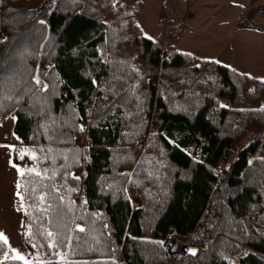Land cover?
<instances>
[{"label": "trees", "instance_id": "trees-1", "mask_svg": "<svg viewBox=\"0 0 264 264\" xmlns=\"http://www.w3.org/2000/svg\"><path fill=\"white\" fill-rule=\"evenodd\" d=\"M161 6L148 39L140 1L0 0V122L15 117L31 264H264V80L177 49L186 1ZM12 256L0 240V264H24Z\"/></svg>", "mask_w": 264, "mask_h": 264}, {"label": "crops", "instance_id": "crops-1", "mask_svg": "<svg viewBox=\"0 0 264 264\" xmlns=\"http://www.w3.org/2000/svg\"><path fill=\"white\" fill-rule=\"evenodd\" d=\"M127 5L143 3L138 25L146 37L158 35L156 21L163 16L162 0H120ZM183 23L186 29L176 42L177 49L200 58L216 60L239 72L264 80V24L239 28L249 0H185ZM257 15V14H256ZM255 15V17H256ZM264 16V14H262ZM254 17V18H255ZM13 118L0 122V232L14 248L21 245L19 233L21 211H17V167H12V146L16 138ZM28 253V252H27Z\"/></svg>", "mask_w": 264, "mask_h": 264}, {"label": "snow or ice", "instance_id": "snow-or-ice-1", "mask_svg": "<svg viewBox=\"0 0 264 264\" xmlns=\"http://www.w3.org/2000/svg\"><path fill=\"white\" fill-rule=\"evenodd\" d=\"M41 23H43V21H41ZM148 39H151V37H148ZM34 82H35L37 85L40 84V80H39V77H38V76H37V77H34ZM46 89H47V85H43V86H42V90H46ZM261 110H264V109H261ZM13 119H15V117H13ZM82 130H83V129L81 128V131H82ZM0 147H11V146L0 145ZM12 167H16V165H15V164H12ZM18 172H19V174H20L21 176H23L24 173H23L22 171H20V170L18 169ZM36 174L39 175V173H36ZM77 179H78V177H77ZM16 188H17V192H16L17 197H19V199H20L21 201H23L24 197L21 195V193H20V191H19V189L21 188V184H20L19 182H17V184H16ZM41 200H43V197H41ZM23 207H24V205H23V203H21L20 208H17V211H20L21 209H23ZM77 227H78V230H79V231H81V232L84 231L83 228H80L79 226H77ZM29 234H30V232H29ZM47 237L49 238V244H48V247H49V248H55L57 245H56V243H55V236H54V233H53L52 231H48V232H47ZM0 240H2V241L4 242V244H7V243H8V239H7V237H6V236L4 235V233H2V232H0ZM157 243H160L161 245L163 244L162 241L157 242ZM34 246H35V245H34ZM12 251L15 253V255L12 256L11 259H18V260L23 261L24 264H31V262L28 261L23 255H21L17 250L13 249ZM188 251H189L190 254H192V255H195V254H196V250H195V249H189ZM57 255H59V254L57 253ZM9 258H10V257H9V256L7 255V253H6L5 256H4V259L7 260V259H9ZM61 259H63V257H61Z\"/></svg>", "mask_w": 264, "mask_h": 264}, {"label": "built area", "instance_id": "built-area-1", "mask_svg": "<svg viewBox=\"0 0 264 264\" xmlns=\"http://www.w3.org/2000/svg\"><path fill=\"white\" fill-rule=\"evenodd\" d=\"M237 152V148L236 147H229V148H225L222 155L220 156V159L216 165V169L217 170H223L225 168H228L230 165V160L231 158H233L235 156ZM165 249H170L171 246V240L170 239H166L164 244H163ZM175 247L179 250L185 248V251L187 252V250L190 247H194V246H188L185 243L181 242V241H177L175 243Z\"/></svg>", "mask_w": 264, "mask_h": 264}, {"label": "rangeland", "instance_id": "rangeland-1", "mask_svg": "<svg viewBox=\"0 0 264 264\" xmlns=\"http://www.w3.org/2000/svg\"><path fill=\"white\" fill-rule=\"evenodd\" d=\"M141 2V1H140ZM262 4V3H264V0H261L260 2H258V4ZM255 4V3H254ZM262 14H264V13H261V11H259L258 13H257V15H256V17L253 19V24L255 25V24H258V25H261V24H264V16H262ZM261 23V24H260ZM262 106H264V103H262ZM9 118H12V117H9ZM9 118H7V119H9ZM6 119V120H7ZM17 143V141H15V143L14 144H16ZM76 143L77 144H79L80 146H84V145H86L87 144V139L84 137V135H82V137H78L77 138V140H76ZM13 147V146H12ZM78 175V174H77ZM134 202V204H137V201H133ZM21 237V236H20ZM21 242H22V239H21ZM8 244V246L10 247V249L11 250H13V249H15V250H17L21 255H23L28 261H32V258H31V256H30V253H29V250L27 249V247L26 246H23V248H24V250H25V252H23L22 251V247H21V245H19V246H16L15 245V243L13 242V245H14V248L9 244V243H7ZM23 245H25V244H23ZM13 252V251H12ZM28 252V253H27ZM13 254L15 255V253L13 252ZM115 259L117 260V261H120V255L119 254H117V255H115Z\"/></svg>", "mask_w": 264, "mask_h": 264}, {"label": "water", "instance_id": "water-1", "mask_svg": "<svg viewBox=\"0 0 264 264\" xmlns=\"http://www.w3.org/2000/svg\"><path fill=\"white\" fill-rule=\"evenodd\" d=\"M189 249H195L196 250V252H197V248L196 247H190ZM188 249V250H189ZM187 250V253H189L190 254V252Z\"/></svg>", "mask_w": 264, "mask_h": 264}]
</instances>
